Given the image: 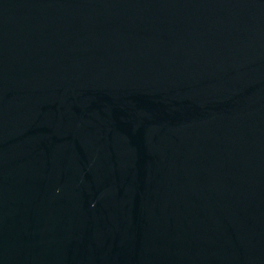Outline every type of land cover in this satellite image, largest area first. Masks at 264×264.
<instances>
[{
	"label": "water",
	"instance_id": "water-1",
	"mask_svg": "<svg viewBox=\"0 0 264 264\" xmlns=\"http://www.w3.org/2000/svg\"><path fill=\"white\" fill-rule=\"evenodd\" d=\"M0 264H264V0H0Z\"/></svg>",
	"mask_w": 264,
	"mask_h": 264
}]
</instances>
